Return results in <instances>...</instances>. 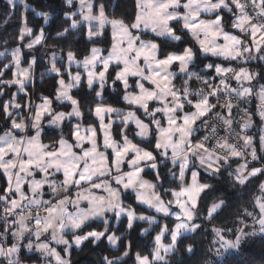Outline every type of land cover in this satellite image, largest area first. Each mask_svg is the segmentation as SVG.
Returning <instances> with one entry per match:
<instances>
[{
	"label": "snow or ice",
	"instance_id": "obj_1",
	"mask_svg": "<svg viewBox=\"0 0 264 264\" xmlns=\"http://www.w3.org/2000/svg\"><path fill=\"white\" fill-rule=\"evenodd\" d=\"M21 3L17 45L0 42V264H72L105 242L99 264H185L208 232L202 264H230L264 237V0H132L122 18L63 0L55 38L81 33L79 57H37L45 28Z\"/></svg>",
	"mask_w": 264,
	"mask_h": 264
},
{
	"label": "trees",
	"instance_id": "obj_2",
	"mask_svg": "<svg viewBox=\"0 0 264 264\" xmlns=\"http://www.w3.org/2000/svg\"><path fill=\"white\" fill-rule=\"evenodd\" d=\"M103 2H105L106 4V11L110 14H114L116 18H122L126 15V13L132 11V0H103ZM29 3H31L36 12H47L52 17V19L49 20L48 24L45 25L43 22V17L37 16L33 11H31V9H29V11L26 13L30 27H33L34 30L40 26L45 28L47 39L46 41H44L45 47L42 48L41 55H43L48 49H55L58 51L62 48L67 51L69 50V45H71V49L77 51V56L79 57L81 55V50L91 46L86 43V38L83 37L81 33L75 31H73L66 40L55 38L56 32L61 30L62 27L67 26V23L65 22L63 17V13L68 11V9L64 6L63 0H29ZM113 5H118V7L115 8L114 12L112 7ZM22 11L23 9L21 6H18L14 11H12L7 5L6 0H0V42H2L3 40H7L11 47H15L17 45L18 42L15 37L19 32ZM39 47L40 46L33 49V53L35 55L38 54ZM42 65L43 63L38 61V65L36 68L37 79H39V73L40 71H42V69L40 68ZM45 80L46 83H44L42 86L40 84H37V87L41 92L47 95L49 94V91L54 87L55 81L48 77H46ZM73 93H76L75 89L73 90ZM77 98H79V96ZM112 101L113 97L110 96L109 102ZM250 109L254 110V106H250ZM147 178L152 179L151 176H147ZM212 224L225 229L233 228V233L227 234L228 237L231 238H234L235 227L239 226L236 223L234 217H228L227 222H225L224 217H220L219 219L214 220ZM206 226L209 228L211 227V225ZM134 227L135 230L131 233L130 238L133 240V243L135 245L139 237V231L142 225L137 224ZM123 231L124 226H121L120 232ZM120 232H118V234H120ZM193 237L194 238L192 239L185 240L184 243L193 244L197 255L189 257L186 253H184L183 247H181L180 257H177V259L182 257L185 261V264H202L204 254L206 253L207 247L211 244L213 238L212 233L208 232L207 234H193ZM145 239H150V237H147ZM107 249L108 245L106 242L98 247L89 244L87 247H83L82 251L77 250L73 252L72 264H99L101 254H115L110 253ZM136 250L144 249L142 247H137ZM26 262L33 263V261L30 260ZM128 264H132V261L129 260ZM230 264H264V237L256 236L247 240L244 244H242L239 257L232 259L230 261Z\"/></svg>",
	"mask_w": 264,
	"mask_h": 264
},
{
	"label": "rangeland",
	"instance_id": "obj_3",
	"mask_svg": "<svg viewBox=\"0 0 264 264\" xmlns=\"http://www.w3.org/2000/svg\"><path fill=\"white\" fill-rule=\"evenodd\" d=\"M7 1V0H6ZM24 2L25 3H27L29 6H30V9H34V7L31 5V3H29V0H24ZM17 4H18V6H21L22 7V9H23V11H22V13H24V7H23V3H21V0H17ZM66 7V6H65ZM38 47V46H37ZM42 48H44V47H39V52H38V54H37V57H39L40 55H41V53H42ZM52 50H55V49H52ZM25 51V53H27V49H25L24 50ZM41 63H43V65L40 67L41 69H42V71H40V72H43L44 71V69H45V65H46V59H45V62H41ZM253 105V104H252ZM252 105H250V106H252ZM253 106H255V105H253ZM147 178V177H146ZM148 179V178H147ZM138 211H142V210H140V209H138ZM147 214V213H146ZM248 223H251V221H248ZM142 225V227H147V224H141ZM170 226H171V224H170ZM247 230V229H246ZM118 234V233H117ZM119 235V234H118ZM228 238H230L231 239V237H228ZM26 264H33V263H29V262H26Z\"/></svg>",
	"mask_w": 264,
	"mask_h": 264
},
{
	"label": "crops",
	"instance_id": "obj_4",
	"mask_svg": "<svg viewBox=\"0 0 264 264\" xmlns=\"http://www.w3.org/2000/svg\"><path fill=\"white\" fill-rule=\"evenodd\" d=\"M255 101L253 102V105H255ZM252 105V106H253ZM251 110V109H250ZM255 121H256V124L257 126L259 125V117H254ZM251 135H254V136H258L260 133L258 131V127H254L253 129L250 130V133Z\"/></svg>",
	"mask_w": 264,
	"mask_h": 264
}]
</instances>
